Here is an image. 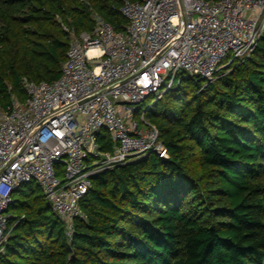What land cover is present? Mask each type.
<instances>
[{"label": "trees", "instance_id": "obj_1", "mask_svg": "<svg viewBox=\"0 0 264 264\" xmlns=\"http://www.w3.org/2000/svg\"><path fill=\"white\" fill-rule=\"evenodd\" d=\"M122 2L0 0V109L25 103L23 79H59L66 30L90 33L97 13L122 31ZM146 117L168 159L93 176L70 239L39 187L21 185L0 264H264V32L242 63L209 84L183 79ZM98 143L111 151L105 131Z\"/></svg>", "mask_w": 264, "mask_h": 264}, {"label": "built area", "instance_id": "obj_2", "mask_svg": "<svg viewBox=\"0 0 264 264\" xmlns=\"http://www.w3.org/2000/svg\"><path fill=\"white\" fill-rule=\"evenodd\" d=\"M119 12L122 31L97 13L90 33L66 30L59 79H23L25 103L0 109L1 253L18 187L34 182L70 239L93 176L150 153L168 159L158 130L135 108L183 79L212 83L247 59L264 32V0H123ZM103 131L111 151L98 143Z\"/></svg>", "mask_w": 264, "mask_h": 264}, {"label": "rangeland", "instance_id": "obj_3", "mask_svg": "<svg viewBox=\"0 0 264 264\" xmlns=\"http://www.w3.org/2000/svg\"><path fill=\"white\" fill-rule=\"evenodd\" d=\"M70 41H71V39H70ZM225 71H227V70H225ZM153 103H154V97L151 96V97H148V98L145 100V102H144L143 104H141L140 106H137V107L135 108V109L137 110V111H136V118L139 119L140 116H141L143 113H145V117H146V111H147L148 107H149L150 105H152ZM146 119H147V117H146ZM57 170H58L59 172H62V171H63V166H62V165H58V166H57Z\"/></svg>", "mask_w": 264, "mask_h": 264}]
</instances>
